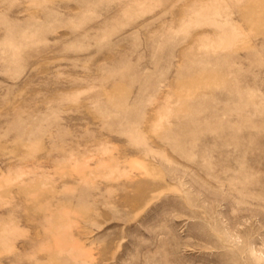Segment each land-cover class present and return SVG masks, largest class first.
Masks as SVG:
<instances>
[{"label": "rangeland", "instance_id": "rangeland-1", "mask_svg": "<svg viewBox=\"0 0 264 264\" xmlns=\"http://www.w3.org/2000/svg\"><path fill=\"white\" fill-rule=\"evenodd\" d=\"M0 264H264V0H0Z\"/></svg>", "mask_w": 264, "mask_h": 264}]
</instances>
